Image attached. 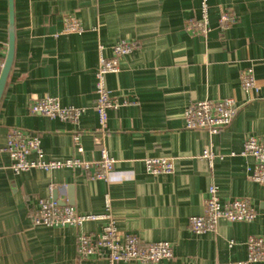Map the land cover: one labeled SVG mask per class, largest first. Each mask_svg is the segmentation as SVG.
<instances>
[{
  "label": "crops",
  "instance_id": "obj_1",
  "mask_svg": "<svg viewBox=\"0 0 264 264\" xmlns=\"http://www.w3.org/2000/svg\"><path fill=\"white\" fill-rule=\"evenodd\" d=\"M204 2L210 31L192 34L188 22L202 19ZM226 13L234 23L221 27ZM68 18L80 22V33H64ZM10 19V0H0V76ZM14 31V64L0 103V264H107L79 259L77 229L33 224L39 199L51 198L81 215L105 214L108 198L122 234L173 246V259L158 264L247 258L248 238L264 237V186L250 178L255 160L241 154L248 137L264 138V0H14ZM122 41L135 50L106 77L120 107L109 111L100 131L96 74L101 57L113 58ZM247 69L254 71L255 93L242 89ZM45 97L84 114L76 124L32 115L30 106ZM226 99L235 100L238 111L219 134L186 129L190 105ZM14 130L38 136L46 162L100 161L106 149L116 162L111 181L71 169L14 173L6 152ZM206 150L217 155L212 163L203 158ZM153 158L171 159L174 173L150 175L145 161ZM212 185L223 203L247 199L257 220L192 232L189 221L204 214ZM103 224L87 223L82 231L99 234Z\"/></svg>",
  "mask_w": 264,
  "mask_h": 264
},
{
  "label": "built area",
  "instance_id": "obj_2",
  "mask_svg": "<svg viewBox=\"0 0 264 264\" xmlns=\"http://www.w3.org/2000/svg\"><path fill=\"white\" fill-rule=\"evenodd\" d=\"M234 23L233 16L226 13L221 16L220 26L228 27ZM187 30L192 34L207 35L210 31L209 8L203 4V16L200 21L188 22ZM82 31L80 22L74 18L66 20L64 33L78 34ZM102 50V49H101ZM135 50L133 43L122 41L113 47L114 57H101L96 74V112L99 117L100 131L108 126V113L118 109L120 104L112 97L106 86V77L120 71L122 59ZM242 89L246 93L257 92V83L253 69H247L241 76ZM32 115L45 116L61 122L78 123L84 111L72 107H63L57 99L45 97L36 100L30 106ZM238 111L235 100L203 101L190 105L185 111L187 130L207 131L212 135L219 134L226 128ZM78 152H83L81 138L74 136ZM6 152L12 160V170L16 174L31 170L57 171L63 169L83 170L91 180L110 182L115 172V160L101 150L100 161H82L71 159L61 161H45L38 136L27 131L14 130L7 141ZM38 158L30 160L31 155ZM242 156L251 157L255 165L251 170V180L264 186V138L250 136L246 139ZM203 158L210 163L217 158L212 151H204ZM147 172L152 176L171 175L174 173V162L168 158H153L145 161ZM258 218V212L247 199H235L223 203L219 197L218 187L212 185L204 201V214L192 217L189 226L197 235L215 233L221 221L230 223H253ZM33 224L47 228H73L79 231L77 252L79 259H105L107 264H158L174 257V248L170 243L160 242L144 244L135 236L122 234L111 215V204L107 198L106 213L103 215H81L75 208L61 206L51 199H39L37 209L32 214ZM104 222L99 234H87L82 228L87 223ZM233 245V243H231ZM247 258L244 261L231 264H261L264 263V237L250 236L247 240Z\"/></svg>",
  "mask_w": 264,
  "mask_h": 264
},
{
  "label": "water",
  "instance_id": "obj_3",
  "mask_svg": "<svg viewBox=\"0 0 264 264\" xmlns=\"http://www.w3.org/2000/svg\"><path fill=\"white\" fill-rule=\"evenodd\" d=\"M10 15H11V27H10V43L7 59L2 69L0 76V103L2 101L5 88L7 85L8 77L12 70L15 58V31H14V0H10Z\"/></svg>",
  "mask_w": 264,
  "mask_h": 264
}]
</instances>
